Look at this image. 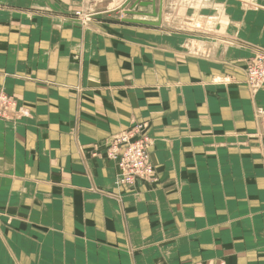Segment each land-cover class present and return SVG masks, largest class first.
<instances>
[{
    "label": "crops",
    "instance_id": "1",
    "mask_svg": "<svg viewBox=\"0 0 264 264\" xmlns=\"http://www.w3.org/2000/svg\"><path fill=\"white\" fill-rule=\"evenodd\" d=\"M128 1L0 0V264H264V9ZM135 125L153 176L126 186L105 151Z\"/></svg>",
    "mask_w": 264,
    "mask_h": 264
},
{
    "label": "built area",
    "instance_id": "2",
    "mask_svg": "<svg viewBox=\"0 0 264 264\" xmlns=\"http://www.w3.org/2000/svg\"><path fill=\"white\" fill-rule=\"evenodd\" d=\"M79 15V12H75ZM256 58L246 73L247 83L257 87L264 81V56ZM15 100L0 88V119L7 117L8 110H14ZM261 134L264 136V116L259 117ZM149 140L142 125L113 135L107 143L105 157L114 162L118 169V184L130 186L137 180L150 181L153 167L149 160ZM223 264V263H222Z\"/></svg>",
    "mask_w": 264,
    "mask_h": 264
},
{
    "label": "rangeland",
    "instance_id": "3",
    "mask_svg": "<svg viewBox=\"0 0 264 264\" xmlns=\"http://www.w3.org/2000/svg\"><path fill=\"white\" fill-rule=\"evenodd\" d=\"M237 2V3H236ZM234 6L237 8V11L236 13L238 14L237 17H235V21H237V23H239V25L241 24L242 25V22H243V19H239L240 15H242V13H246V12H255V13H259L261 10L264 9V5L259 3L258 1L256 0H234ZM74 18L79 22V24L81 25H91L93 23V19H92V16L89 14V15H83L81 12H79V15H74ZM253 21L254 25L257 26V24H261V27L263 28L264 27V19L263 20H250V23ZM219 24L218 26H225V25H228V21L226 19V16L225 14L222 12V14L218 17V21ZM196 25H195V24ZM201 26V27H200ZM219 27V28H220ZM190 29L191 30H199V29H203V26L202 24L201 25H198L195 20L191 21L190 22ZM220 32V30L218 31ZM224 36V35H223ZM234 39H237L235 36L233 37ZM240 43V41H239ZM262 52V51H261ZM258 52V53H254L253 56L251 58H249V60L246 62V66H245V79H246V73H247V70L249 69V67L251 65H253L254 63H256V58H262L261 56H264V53L262 52ZM246 81V84L248 85L249 89L252 90V91H258L264 81L259 84L257 87H254V85H251L249 83H247V79L245 80ZM222 264V263H220Z\"/></svg>",
    "mask_w": 264,
    "mask_h": 264
},
{
    "label": "water",
    "instance_id": "4",
    "mask_svg": "<svg viewBox=\"0 0 264 264\" xmlns=\"http://www.w3.org/2000/svg\"><path fill=\"white\" fill-rule=\"evenodd\" d=\"M127 11H124V14L131 15L136 14L133 13L134 9L136 7H142L147 8L151 7V13L150 14H143V16H150L151 18L155 19L156 21H148L145 19H130V18H122L120 21L122 23L126 24H133V25H143V26H150V27H159L161 25V15H162V0H160L158 6L156 5L155 0L150 1H142V0H129L126 5L123 7V10H125V7L129 6ZM141 15V14H140Z\"/></svg>",
    "mask_w": 264,
    "mask_h": 264
},
{
    "label": "bare ground",
    "instance_id": "5",
    "mask_svg": "<svg viewBox=\"0 0 264 264\" xmlns=\"http://www.w3.org/2000/svg\"><path fill=\"white\" fill-rule=\"evenodd\" d=\"M121 1H123V0H117V4L118 3H120ZM196 1H199V0H181V3L182 4H184L185 2L187 3V2H189V4H191V5H197V2ZM116 4V5H117ZM162 4H163V0H162ZM115 5V6H116ZM163 6V5H162ZM161 17H162V15H161ZM202 17V16H201ZM203 18H198V19H196L195 20V22L198 24V25H201L202 23H203ZM183 23H185V22H183ZM195 24V23H194ZM196 25V24H195ZM186 26V25H185ZM201 27V26H200ZM189 41V40H188ZM191 41V40H190ZM189 43V42H188ZM187 43V44H188ZM192 45L195 47V48H197V50H202L203 48H200L198 45H196L195 44V42H192ZM188 46V45H187ZM188 48H189V50H191L192 52L194 51V49L189 45L188 46Z\"/></svg>",
    "mask_w": 264,
    "mask_h": 264
}]
</instances>
